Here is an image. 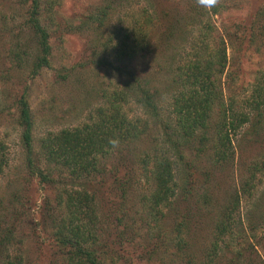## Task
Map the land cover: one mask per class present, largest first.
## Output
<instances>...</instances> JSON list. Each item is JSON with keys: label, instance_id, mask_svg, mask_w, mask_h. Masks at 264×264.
I'll list each match as a JSON object with an SVG mask.
<instances>
[{"label": "rangeland", "instance_id": "374dc122", "mask_svg": "<svg viewBox=\"0 0 264 264\" xmlns=\"http://www.w3.org/2000/svg\"><path fill=\"white\" fill-rule=\"evenodd\" d=\"M183 2L164 0L160 6L165 10L159 11L168 12L169 18L173 15L171 22L180 20V27L187 23L195 27L197 17L185 11ZM219 2L222 7L219 15L213 18L212 33L215 38L217 33L222 39L226 37L229 41L226 38L224 41L229 47L226 69L217 75L215 85L221 88L224 97L243 100L264 77V1ZM102 3L103 0H42L39 21L49 34L51 67L32 77L29 66L37 44L32 34L23 28L27 5H22L23 0H0V18H6V27L1 25L0 19V140L6 144L8 157V165L0 174V264L7 259L20 264H56L59 256L52 236L56 224L67 219L63 201L74 191L76 181L65 168L41 158L40 141L50 132L88 122L96 108L105 107L103 95L131 92L130 71H136L142 84L158 88L159 116L153 117L132 100L127 101L124 105L126 115L135 122L140 118L137 125L146 128V134L128 148H119L120 154H109L101 159L97 172L100 174L89 187L96 192L94 212L101 225L96 238L99 242L104 238V242L111 244L104 252L105 264H180L174 246L177 215L181 214L190 219L184 237L193 247L196 262L199 251L205 250L212 240L219 210L231 200L230 195L238 193L241 184L249 180L250 165L259 161L264 152L263 119V129L258 131L257 138L251 136L250 124L243 126L241 133L233 138L234 162L214 166L211 152L194 159L189 177L193 195L178 197V202L173 200L166 210L150 212L148 197L153 184L139 160L164 138L174 139L175 117L170 113L169 97L177 89L173 77L176 67L186 60L190 38L180 53L178 48L183 42L180 35H175L170 42L163 40L162 34L170 22L162 18L156 20L153 27L146 28L149 38L156 41L149 56L137 55L132 61H121L110 46L103 44L108 37H113L114 42L127 43L125 32L132 20L138 18V10H133L135 17L132 19L127 9L129 2H122L121 9L109 11L107 19L97 29L88 23V18L95 13L93 8ZM234 26L237 27L236 39H232ZM13 35H19L18 45L11 38ZM218 43L214 42V50ZM11 50L26 53L30 60L24 58L23 64L17 67L9 57ZM229 73L231 77L228 78ZM62 75H67L68 79L60 80ZM23 92L27 95L33 121V155L37 162L32 172L26 167L20 142L21 128L16 118V101ZM213 110L209 120L212 140L217 132L216 123L223 114V102L218 101ZM37 168L53 181L46 183L36 174ZM177 168L180 170L175 169V181L181 188L188 184V178L180 167ZM251 185L255 188L252 187L249 196L240 193L237 212L243 221L247 218L255 228L248 235L252 237L251 244H255L254 264H264V171L257 174ZM204 194L210 196L208 206L202 203ZM244 222L246 224V220ZM154 244L158 246L155 256L150 253Z\"/></svg>", "mask_w": 264, "mask_h": 264}, {"label": "trees", "instance_id": "16d2710c", "mask_svg": "<svg viewBox=\"0 0 264 264\" xmlns=\"http://www.w3.org/2000/svg\"><path fill=\"white\" fill-rule=\"evenodd\" d=\"M125 1L129 2L127 9L131 11L132 19L135 17L133 10H138V18L133 19L130 27L126 29L124 38L125 41L127 39V43L117 40L114 42L113 37H108L103 44L106 47L110 46L114 56L121 61H132L137 55L149 56L156 41L149 38L146 28L153 27L156 20L165 18L170 22L167 23L162 34L165 42L172 41L177 34L182 37L183 42L178 48L180 53L185 49L183 46L187 38H190L186 47L189 49L186 60L183 59V64L176 67L173 77L177 89L172 97H169L170 113L175 117L174 139L164 138L161 144H157L154 150L143 154L139 160V164L143 165V172L152 180L153 191L148 197V204L150 212H155L161 208L168 209L173 204V200L178 202V197L193 195V184L189 177L192 176L190 171L194 167V159L203 158L207 152H211L213 165L224 166L234 162L233 138L241 133L243 126L250 124L251 136L255 138L259 136L258 131L263 129L264 119V77L260 78L255 89H252L251 94L243 100L224 97L221 88L215 85L217 75L220 76L226 69L229 47L224 41L226 37L222 39L217 33L215 38L212 33L213 18L219 15V9L222 7L219 0L204 3L201 0H184L185 11L197 17V20H194L195 27L189 23L180 27V20L171 22L173 15L169 18L168 12L159 11L165 10L160 6L164 0H103L102 5L93 8L95 13L90 14L88 23L99 29L102 22L107 19L109 11L121 9V4ZM22 5H27L23 28L32 34L37 44V50L33 53L29 66V74L35 77L51 67L49 34L39 21L42 0H23ZM0 19L1 25L5 26L6 18ZM234 29L232 39L237 38V27ZM9 32L14 34L13 30ZM262 35L264 37V33ZM18 36H11L17 41L16 45L19 41ZM216 41L219 43L214 50L213 45ZM9 57L17 67L23 64L24 58L28 57L30 60V56L21 51L11 50ZM229 77L231 73L228 74ZM137 78L136 71L129 72L131 92L127 90L103 95L105 107L101 105L96 108L88 122L55 133L50 132L40 141L41 158L46 163L65 168L68 175L76 181L73 186L74 191L68 193L63 201L64 209L68 214L67 219L56 224L52 236L59 256L56 264H105L104 252L106 248L111 247V244L108 241L104 242V238L100 242L96 238L99 236L97 229L100 231L101 225L94 212L96 192L90 191L89 187L95 184L94 178L100 174L97 172L100 169L101 159H105L109 154H117L119 148H128L135 142L141 141L140 139L146 134L147 129L137 125L141 121L140 118L135 122L126 115L124 105L127 101L132 100L143 111L152 113L153 117L159 116L158 88L142 84ZM67 79V75L60 76L62 81ZM230 81L233 83V79ZM218 101L223 102V114L216 123L217 132L212 140L209 120L214 114L213 109ZM16 111L17 124L21 128L20 142L25 153L26 167L32 172L37 160L33 155V121L25 92L16 101ZM7 165L6 144L0 140V174ZM177 167H180L188 178V184L181 188H178L175 181V171L180 170ZM263 171L264 152L259 161L250 165L249 180L242 183L238 193L230 195L231 200L219 210L211 234L212 240L207 247L205 246V250L199 251L200 255L196 262L193 247L184 237L190 219L184 214L177 215L178 224L175 233L177 241L174 248L178 252L180 264H249L248 260L250 264H254L252 256L256 254L255 244H251L252 237L248 235L252 234L255 228L249 224L247 218H244L245 224L237 211L240 210V193L242 196H249L252 187L255 188L251 185V181ZM36 174L45 179L46 183L53 181L51 177L44 176L40 168H37ZM202 197L203 205L208 206L210 196L204 194ZM236 212L238 216L234 215ZM151 250V255L155 256L158 246L154 244ZM2 264H20V262L7 259Z\"/></svg>", "mask_w": 264, "mask_h": 264}, {"label": "clouds", "instance_id": "9594fccd", "mask_svg": "<svg viewBox=\"0 0 264 264\" xmlns=\"http://www.w3.org/2000/svg\"><path fill=\"white\" fill-rule=\"evenodd\" d=\"M202 3L204 2H210V0H201Z\"/></svg>", "mask_w": 264, "mask_h": 264}]
</instances>
